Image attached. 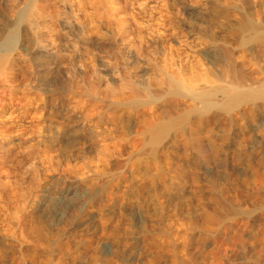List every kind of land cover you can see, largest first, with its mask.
<instances>
[{"label": "rangeland", "instance_id": "obj_1", "mask_svg": "<svg viewBox=\"0 0 264 264\" xmlns=\"http://www.w3.org/2000/svg\"><path fill=\"white\" fill-rule=\"evenodd\" d=\"M20 1L3 0L2 3V0H0V28L2 27V29H0V37L3 33V26L8 23L11 24L13 22L12 18L15 17L14 13H17L20 10V7L24 6L25 5L24 3L27 2L26 0H20ZM187 1H191V2H187ZM197 1L173 0L169 3L170 12L175 13L172 14L175 21L174 24L179 26L180 24L183 23L181 27L182 28L181 30L184 32L183 34H186L188 32L187 31L188 25L196 23L195 21H197L196 19L197 16H193V14L189 12V7L193 5L192 2H194V5L196 6L197 5L196 3L199 2ZM13 4L15 5V7L14 6L12 7ZM3 7H5V9ZM8 7H10L11 9ZM239 7L244 8L241 9L244 10L245 12L243 13L242 10H240V13H242L241 17H246L247 10H245V7L241 5ZM3 10L4 12H2ZM213 10H217V8L214 6ZM9 11L10 12L12 11L13 15ZM82 13L83 12H77V19L75 17L74 22L77 23L78 21L77 27H79L80 25L82 31L85 32V35L92 34L93 31L91 30L89 20L85 16L87 15V13L85 12L84 13L85 15ZM258 13H260V11H258ZM3 15L5 16L3 17ZM175 15L176 16L178 15V17H176ZM194 17L196 20L194 19ZM131 18H134L132 13L131 15L128 14L123 17V20H125L124 25L118 27L117 25L115 26V24H113L114 26L113 25L111 26L112 28L114 27L113 30L111 28L112 34H100L99 38H94V36L91 35L92 37L91 36L90 37L93 38L92 41L96 45H94L95 47H91V48L88 47L82 48L79 52L82 55V59L77 58L70 61L71 58L69 55H66L64 52L59 53L61 60L59 64L60 67L58 69H55V71L52 72L53 74L49 78L47 77L38 78L36 76L37 70L35 66L36 64L35 55H34L35 52L31 49H26V48L20 49L19 54L17 53L18 54L17 57H19L17 62L18 66H16L13 80L15 81L16 85H18L20 89L23 90V92L22 91L4 92L3 88L5 87V83L0 81V110L6 107L4 113L5 117L0 118V131L2 132L0 139L2 137L6 138L5 139L6 142H4L5 143L4 146L6 149L2 150L5 152V155L3 156V159L0 160V264H264V260H263L264 245H262L264 243V237H262V235L264 234L263 232L264 203H262V201L264 202L263 200L264 195H262V193L264 194V190H262V188L264 186H260L262 185L261 181L264 184L263 181L264 176L263 177L260 176L262 175L261 171H263L264 174V169H263L264 167L262 166L264 165L262 164L264 161L262 160L260 161L261 158L262 159L264 158L263 157L264 144H262L263 142L261 143V138L259 136L261 132L260 133L258 132L257 134V131L263 132V129L261 127L262 125L257 117H248L247 121L243 120L247 124V126L241 119H238L237 115H235L236 118H233L234 116H232V118L230 117L232 120L228 121V119L230 118L224 117V115L219 114L217 115V117L211 119L212 121L206 122V124L205 123L199 124V122H197L198 120H195L194 118H190L188 120L190 121V123L188 121L186 122L189 124L180 125L179 127L180 132L178 131V129H176L177 133H180V135L176 133V130L174 131V129L173 130L170 129L171 132L173 131L174 133V134L172 133L171 135V138L173 140L175 139V137L176 138L179 137L177 138V141L175 139L176 143L175 141L170 139V134H171L170 130H168L170 133L167 131L166 136L165 135L163 136L164 141L162 139V147H166L164 148V151L166 150L165 152L168 154L167 155L166 153H164L161 147H159L158 150L161 149L160 151L162 153H160V151L157 150L159 154L155 152L156 149L151 150V148L148 149L147 147H144L145 144L147 143L146 141L147 139L146 137H144V135H141L143 134L142 133L143 131L139 132V128L141 127L140 128L141 130L142 127L144 126L143 124H145L146 122L144 119L152 116H146L145 118L142 117L143 123L141 122V118L130 117V121L128 120L129 118L126 117H122L123 119L118 118L119 119L118 120L117 116L120 117V115H116V118H112L110 113L111 111L109 110L105 111V109H107L106 106L109 103H111L110 100L107 103V105L105 104L104 106L105 109L102 111L103 113L98 115V117L101 120H99L96 114L95 117H93L94 116L93 114L91 118L94 119L88 118V121L86 122L83 118L84 116H86V114L82 110L73 113L75 111L73 102L68 98L67 99L63 98V96L69 94L68 89L71 86H73L75 83H76L75 85L78 84L77 85L79 88V90H77L78 92H80L81 90L84 91V88L85 90H88L87 88L89 86L91 88V85L94 84L95 89L98 91V93L107 92V94L106 93L105 94L108 95V92L114 91L117 97H119V95L121 96L122 93H128L130 89L129 84L130 82H132L130 78L134 77L135 79L133 80L136 81L139 75H135L134 70L125 71L123 69H120L119 67L115 68L114 64L117 63L116 60L118 59L116 55L117 54L116 48L118 47L117 43H119L120 39L126 40L123 44L126 46L128 51L131 52L132 55L133 53H135L136 47L139 44L138 42L139 39L137 38V34L135 32L132 33L130 32L132 30H130L128 31V34H125L122 33L121 31L122 27L125 28L130 27L132 29H135V31H137V29L131 24L132 23ZM144 19H145L144 20L145 23H147L148 21L149 24L154 25V26L144 25L143 29L145 31L151 30L156 26V22L150 21L148 18H144ZM210 19L213 22H209ZM210 19H208L209 21L206 20L208 25H204V27L208 28L210 26L208 28V31L211 30L210 31L211 36L213 35L217 38L224 37L223 39H225L227 45L230 44V47L232 48H234V46L237 47L238 45L236 42L237 39H235L236 36L232 33V31L230 30L223 32L220 29L221 25H219L218 21L221 22L222 19L217 18L215 16L214 17L212 16V18ZM184 21L186 22V24ZM215 21L218 22L217 23L218 25L215 24L216 23ZM254 21L256 23L264 24V13H260L259 16L254 17ZM210 23L212 26L215 24L214 25L215 27L209 25ZM232 23L233 25L236 24L235 22L231 21L230 24L232 25ZM215 28L216 30H214ZM215 31L218 34L217 36L214 34ZM127 35L129 39H127L126 37ZM230 36H232V38ZM172 45L173 47L175 46V44ZM146 48H148L149 51L148 55L153 54L154 56L152 57V59H155V63H152L151 66L147 67L148 69L146 71L147 73L146 77L148 76L155 77L156 81H153V83H159L161 80H163V77H162V72H160L157 69V67L160 69L163 68V65L167 64V63H163V61L167 62V58L162 56V54H156L153 51H150L152 50L150 45H147ZM127 49L125 51H127ZM51 53H54V50L48 49V54ZM253 57L255 58V56ZM99 58L101 59L98 61ZM252 58H250L249 56V59ZM87 59L88 60L93 59L95 61L94 62L93 60L88 61ZM83 60L84 61L87 60L88 61V62L86 61L87 65L89 66V68H91L90 69L91 79H92L91 74H93V79L91 80V83L83 81L84 78L81 72V68H82L81 62H83ZM51 62H54L53 58H51ZM70 62L71 63L77 62V63L74 64L75 67H72L74 65L73 64L71 65ZM91 65H93V67H91ZM78 73H80L79 74L80 76H78ZM68 74H69L68 78L71 81L67 79ZM95 77L97 79L99 78V80H95L96 79ZM93 80H95V82ZM98 81L100 83H98ZM187 83L190 84V81H187ZM94 85L92 87H94ZM99 88H102V90ZM99 90H101L102 92H99ZM27 91L33 94L36 93L40 96V101L36 105V107H34L33 104H29L28 102L29 95L27 94L28 93ZM164 105L162 104V112L163 110L164 111L168 110V112L170 111L172 112L173 109H175L174 106L172 105H171L172 108L169 107V104H167L168 107ZM107 112L108 115L106 114ZM100 115L106 117L103 119V117H101ZM162 117H163V119H161L162 121L160 119L158 121L164 124L167 122V120L164 117V115H162ZM221 117L224 120H222ZM107 118L109 119L107 120ZM111 118L115 119V121L117 122L111 121L112 120ZM149 119L150 121H152L151 118ZM104 120L106 123L107 121H109L108 122L109 124L108 123L106 124ZM234 120H237V122H234ZM95 121H97V125H100L101 123L100 127L98 126L96 129L94 127ZM136 121L138 123H135ZM213 122L215 124H213ZM223 122H227L228 124L232 125V127L234 125L237 127L234 126L233 129L230 126L229 128L228 124ZM240 122H242V124L244 123V126L241 124L243 128L240 126L239 124ZM133 124L134 125L136 124L135 128L133 127L134 126ZM139 124L140 127L138 126ZM190 124L193 125L195 124V125L193 126ZM254 124H256V127L252 128L251 125L255 126ZM126 125L132 128L134 131L132 129L129 130ZM182 125L185 126L187 125V129H186L187 131L184 129L186 127L184 126L182 127ZM81 126L84 127L81 128ZM124 126L127 127L126 130ZM221 126H223V132H220V130L222 131ZM188 127H189V131H188ZM239 127L241 131H239ZM80 129L83 130L81 131ZM193 129H195L194 132H192ZM200 129L201 132L203 133L200 132ZM97 130L103 132L104 134L102 135L101 133V135L99 136L98 134H96V132L100 134V132H98ZM190 131H191L190 133L191 136L195 137L193 138V140L190 139L191 141L189 140L190 137L188 138ZM195 131L197 132L195 133ZM218 131L220 134L218 133ZM224 131L228 132V133L225 132L226 136L227 134L230 136L229 133H231V137L225 136L226 138H224V134H225ZM87 132H89L90 134ZM124 132L126 133V135ZM136 132L138 133L139 136L135 135ZM183 133L185 135H183ZM197 133H199L200 135H198ZM211 133H213L214 136ZM238 133L239 136L237 137ZM241 133L245 137H242ZM249 133L251 134L254 133L253 135L255 137L252 135V138L250 139L251 134ZM181 134L183 136H181ZM167 135H169L168 136L169 140L167 138L168 142L167 140H165L166 139L165 137H167ZM233 135H235L236 138ZM141 137L144 138L140 139ZM184 138L186 139L182 142L181 140H183ZM248 138L250 139V141H252L251 144H249L250 141L248 142L249 140ZM224 139H226L227 142ZM126 140H129L130 143L129 141ZM171 140L174 143H171ZM178 140L181 142L179 143ZM188 140L190 142H187ZM198 140L199 141L203 140V141L202 142L200 141L201 143H199ZM100 141L102 142L100 143ZM131 141H133L132 142L133 146L131 145ZM196 141L198 143H195ZM184 142L191 143L190 147L188 146L189 144L187 145V143ZM246 142H248V144ZM9 143H11V145ZM204 143L207 144L204 145ZM222 143L223 144L228 143V147L230 149L226 146L227 144L223 145L224 148H222L223 147ZM94 144L96 145L94 146ZM210 144L211 146H209ZM230 144L231 147L229 146ZM245 144H247L248 146ZM258 144L259 146L261 145L263 146L259 147ZM242 145H243L242 148L244 149L248 147L247 150L245 149L246 151H244L241 148ZM249 145H252L254 147ZM101 146H106V147L104 148ZM134 146L135 148H133ZM202 146L206 151L203 148H201ZM205 146L207 148H205ZM219 146L221 147L222 150L220 149ZM143 147L145 148V150L143 149ZM216 147L217 150L219 149V152L216 150ZM255 147L256 149H254ZM188 149H190V151ZM232 149H236L237 153L235 152L236 150H233L232 153ZM241 149L243 150V152L241 151ZM251 149L254 151L256 155L252 154L253 152ZM185 150L188 151L186 152ZM202 150H204L203 153L205 154L200 153V151L202 152ZM146 151H148L150 154L151 152L152 154L156 153L157 157L156 154H153L154 156H152L151 158V155H149V153L145 154ZM195 151H198V153H200V156ZM209 151L212 154L215 151L213 155L216 158L218 155V159L212 157L213 155L212 154L210 155ZM216 151L218 153L217 155H216ZM221 151L222 152L226 151L224 153L225 154L227 153V155L225 154L222 155L223 153ZM206 153L207 156L209 155L210 158L206 156ZM158 155H162L161 159H159V161L157 160V162H160V164L162 165L160 167H159L160 165L159 163L158 165L157 163L153 162L155 161L154 159L160 158V156ZM198 156L200 157V159L201 158L202 159L199 160ZM259 156H261V158ZM165 158H167L168 160L165 163L168 164L169 162L170 164L169 167L165 163L163 164V160L165 161ZM206 158L209 159L208 160L209 162L208 161L203 162L205 161L203 159ZM223 159L229 162L224 163ZM240 159H242L243 161L241 160L242 162L240 161V163H238ZM249 159L250 160L254 159V161H250ZM141 160L146 163L140 162ZM146 160L149 162V167H151L150 168L151 172H149L148 170L147 174L145 173V171H147L146 168L148 167V163ZM171 160L174 164L170 162ZM198 162L201 163L199 164ZM221 162L223 164H221ZM232 162H234L236 165L238 164L236 166L237 168H239L238 170L235 169L236 167L235 165L233 166ZM258 162H262L260 163V166L257 165L259 164ZM139 163H143V165L140 164L141 165L140 166ZM192 163L193 165H191ZM255 163L256 165H254ZM150 164H154V167L156 166L157 169L154 168L153 170L156 171L157 175L163 169H165L163 170V172H161L162 174L161 173L159 174L160 176L156 175L158 177L157 180L155 179L156 177H153V180H151L150 178L155 175V173H153L154 171L152 170L153 165ZM195 164H198L196 165L197 167L195 166ZM214 164L216 167H214ZM246 166L250 168H252L251 166H254V171H252L253 169L251 170ZM257 166L259 168H257ZM170 167L172 168L170 169ZM159 168L161 169V171H159L160 170ZM183 168L185 169L183 170ZM168 169L170 171H168ZM196 169L198 170V172L196 171ZM217 169H219L218 170L219 173L215 172ZM188 170L190 171L188 172ZM191 170L193 171V174L194 171H196L195 176H192L193 174L192 175L190 174L192 173ZM164 171L166 173L168 172V174L169 173L172 174L173 177H171L170 174L163 175V173H165ZM177 171L180 174L183 171L181 174L182 176L179 173H175ZM204 171L205 173H203ZM231 171L233 174L231 173ZM258 171H260L261 173ZM200 172L203 173V175ZM253 172L256 173L258 172L259 175L256 173L254 174ZM196 173L198 174L199 178L198 177L195 178L197 176ZM148 174H150L151 176H149ZM175 174L176 175L178 174V176H176ZM231 174L233 177L231 176ZM252 175L254 177L256 176V178L257 179L259 178L260 180L262 177V180L260 181L258 179L259 181L257 182L259 183L257 184L255 181L257 179L254 180V177ZM251 176L253 178H251ZM206 177L207 180H209V182L205 180ZM154 179L156 181H154ZM180 179L181 182L179 181L180 182L179 185L178 180ZM190 179L192 180L191 182ZM194 179L195 180L198 179V180L195 181ZM229 179L231 180L229 181ZM251 179L253 180L250 181ZM193 180L196 182L195 184ZM151 181L155 182L154 183L155 186L154 184H150ZM182 182H184L183 185ZM231 182L232 183L234 182L233 185L238 186V188L237 187L234 188ZM254 182L256 183L257 186H255V184H252ZM245 183L248 186H246ZM228 184L229 185L231 184L230 187L232 186L233 188H230ZM242 185H244L245 187L242 188L241 187ZM239 186L241 189H243L244 193L242 192V190H239ZM259 186L262 188H260ZM215 187L216 188L218 187V189H216ZM257 187L260 189H258ZM219 188L221 191L219 190ZM174 189H176V192ZM213 189H215V191H213ZM256 189L262 191L261 192L259 191L258 193L257 190L256 193ZM178 191L180 194L178 193ZM219 191L222 192L223 195ZM231 191L233 192L231 193ZM42 193L45 196H43ZM181 193L184 194L182 195ZM217 194H221V195H219L218 198H216V200L218 199V201L215 203L214 198L216 197ZM224 194H227V196H224ZM234 194L236 195V197L234 196ZM241 194L242 197H240ZM243 194H245L246 197ZM212 195H215V197ZM221 196L224 197L221 198ZM230 196L231 197L234 196L235 198H230L229 201L228 197ZM243 196L244 198H248V199H244ZM253 196L255 198L258 197L261 201L258 198H256L258 201H260L258 202ZM259 196H261L262 199ZM237 197H238V202L237 200H235ZM57 198H59V200H57ZM253 198L256 201L255 202L256 205L254 203ZM249 199H252L253 201ZM227 201L232 203V204L230 203L232 206V207L230 206L231 210L230 208H228L229 204H227L228 203ZM241 201L242 204L240 205L239 203ZM48 202H50V204ZM53 202L55 204H53ZM57 202L61 203L62 205L58 204ZM250 202H253L252 205H250L251 204ZM44 203L46 205H44ZM223 203H226L224 204L226 210L224 209ZM235 203L238 204V206H236ZM216 204L217 206H215ZM218 204H220V206ZM246 204L248 205L245 206ZM48 205L51 207H48ZM54 207H56V209ZM58 207L63 211L61 210L58 211ZM219 207L223 210L219 211L218 209ZM238 207L243 208V209H238V211L244 210L243 212L240 211L243 214V217L242 215L240 216V214L234 217L235 215H233L232 210L233 212H235L234 214H237L239 213L238 211H236V208ZM203 208L207 209L208 212L207 211L204 212ZM44 210H46L47 212L46 211L44 212ZM249 210L251 211L252 214H253L252 211H254L255 216L254 214L251 216ZM54 211L55 213L57 211L58 215L57 213L55 215ZM228 211L229 212L231 211V213H229ZM259 211L261 213L256 214ZM48 212H53L54 216L52 215V213L48 214ZM62 212L63 213L66 212V213L62 215L63 214ZM136 212H139V214L137 215ZM199 212L202 214H199ZM217 212L219 214H216ZM46 213L48 215H46ZM134 213L136 216H134ZM196 213H198L200 216ZM204 213H206V215ZM210 213H212V215L216 214L218 217L217 218L215 215L216 219H220L222 217V221L221 223L219 222L220 223L219 226H215L219 224L218 223L219 220L217 221L215 217L210 215ZM248 213L249 215H247ZM218 215H220L221 217ZM229 215L231 216L233 215L231 219L228 218ZM202 216L204 217L207 216V218L209 217V219L204 217L203 219ZM211 217H213L215 220L212 218L211 221L210 219ZM225 217L228 218V220ZM208 220L210 221L208 222ZM230 220L232 223L230 222ZM194 221L196 222L194 223ZM213 221L214 223H212V225H209V223ZM225 221L226 223L229 224L227 227H225L227 224L225 225L222 224L225 223ZM241 221L243 222L241 223ZM244 221L248 222L246 223L247 226ZM197 222H199L200 224H197ZM205 222H208L206 224L209 226H206ZM238 223L239 224L241 223L242 227L238 226L239 225ZM35 225H38L39 228V234L37 233L38 235L36 234L38 228L36 231L35 228H33L35 227ZM230 225L233 226L232 229L230 228L231 227ZM30 228L32 230H30ZM233 228L235 229L233 230ZM229 229H231V231ZM259 231H261L263 234L261 232L259 233ZM255 233L263 239L257 237ZM231 235H232V239L233 236L234 238L235 237L236 238L233 240L230 239ZM238 236H240L242 239L239 238ZM253 238L257 242H254ZM236 239L237 241L238 239H240V241L238 242H240L241 244L235 242ZM252 243H254L255 245ZM257 243L260 244L257 245ZM242 244H245V246L246 244L247 245L252 244L254 247L250 245L248 248L247 246L245 247ZM238 245H240V247ZM235 246H237L236 248H238L239 250L241 248V250L238 251V249H236ZM242 248L245 251L244 253H242L243 251ZM258 253L260 254L262 253L260 257H258L259 256ZM241 254L242 255L247 254V255L242 257Z\"/></svg>", "mask_w": 264, "mask_h": 264}, {"label": "bare ground", "instance_id": "obj_2", "mask_svg": "<svg viewBox=\"0 0 264 264\" xmlns=\"http://www.w3.org/2000/svg\"><path fill=\"white\" fill-rule=\"evenodd\" d=\"M26 1H25L26 3L22 2L25 5L21 6L20 10L17 13H14L15 17L12 18L13 22L11 24L8 23V24H5L3 26V33H2V35L0 37V81L5 83V87L3 88L4 92H18V91H22L23 92V90H21L20 87L18 85H16L15 81L13 80L14 72L16 70V66H18L17 62H18L19 57H17V56H18V54L20 52V49H23V48L25 49L26 48V49L33 50L35 52V54H34L35 55V62H36L35 66H36V70H37V72H36L37 75L36 76L38 78L39 77H42V78L43 77H45V78L47 77V78H49L53 74L52 72L55 71V69H58L60 67L59 64H60L61 60H60L59 53H63L64 52L66 55H69L70 58H71L70 61H72L74 59H77V58H81L82 59V55L79 53L80 50L82 48H84V47L91 48V47H95L94 45H96V44L93 43V41H92L93 38H91L92 37L91 35H93L94 38H99L100 34H112L111 33L112 32L111 31V28H112L111 26L113 24H115V26L117 25L118 27H120L121 25H124L125 24V20H123V17L128 15V14L131 15V13H132L134 18H131V22H132L131 24L137 29V31H135V29H132L130 27H128V28L122 27L121 31H122V33H125V34H128V31H130V30H132V31H130L132 33L135 32L137 34V38L139 39V41H138L139 44L136 47L135 53H133V55H132L131 52H129L128 49L126 48V46L123 44L126 41L125 39H120L119 43H117L118 42L117 41L116 43L118 44V47L116 48L117 49V54L116 55H117L118 59L116 60L114 58L117 61V63H115L114 65H115V68L119 67L120 69H123L125 71L134 70L135 75H139L137 77V80L134 81L133 80V79H135L134 77L130 78L133 83L130 82V84H129L130 85L129 86L130 89H129L128 93H122L121 92L122 93V94L120 93L121 96L118 94L119 97H117V95H116V93L114 91L108 92V95H106L107 92H102L101 91L102 88H99V89H101V90H99V92H102V93H98V91L95 89V85L94 84H92V85L90 84L91 88H90V86L88 87L86 85L88 87V88L86 87L88 90H85V88H84V91L81 90L80 92H78L77 91V90H79V88L77 86L78 84L75 85L76 83H75V80H74V83H75L74 85L75 86L73 85L69 89L67 88L69 94H67L68 96L67 95L63 96V98H65V99L68 98L69 100H71L73 102V105H74V108H75L74 109L75 111L73 113H75L76 111L79 112V110L80 111L82 110L86 114V116H84V115H82V116H84L83 118L87 122L88 118L90 119L93 116V114H94L93 117H95V114H96L97 117H98L99 114H102L103 113L102 111L105 109L104 108L105 104L107 105V103L111 100L110 101L111 103H109L106 106L107 109H105V111L106 110L111 111L110 113H111V117L112 118H116V115H120V117L117 116V119L118 118L120 119L122 117H126V118H129L128 120L130 121V117H133V118H141V122H142V119L145 118L146 116H152V117H147L148 120H147V118L144 119L146 122L143 120L145 122V124H143L144 126L142 127L141 130H140V128H141L140 124H142L143 122L138 125L140 127V128L139 127L138 128H139V132L143 131L142 132L143 134H141V135H144V137H146V139H147L146 140L147 143L146 144L144 143L145 144L144 147H147L148 149L151 148V150L152 149H156L155 152H157L159 147H161L163 149V151H164V148H166V147H162V139H163L164 135L166 136V133H167L168 130H170V129L173 130L174 129V131H175L176 129H178V131H179V129H180L179 127H180L181 124H189L190 123V121H188L190 118H194L195 120H198L197 122H199V124L200 123H205L206 124V122L212 121L211 119H213L214 117H217V115H219V114H222V115H224V117H228V118H230V117L232 118V116H234L233 118H236L235 115H237L238 119H241L242 121L243 120L247 121L248 117H257L259 119L261 125H262L261 127L263 129V132L262 131H257V130H255V131H257V134H258V132L259 133L261 132L259 134V136L261 138V143L263 142L262 144H264V24L256 23L254 21V17L259 16L260 13H264V0H236V1H234V0H198L199 2L196 0L198 2V3H196L197 5L196 6L194 5L195 1L192 2L195 7L193 5H191L192 4L191 3L190 4L191 6L189 7V12H191V14H193V16H197V18H196L197 21H195L196 19L194 17V19H195L194 21L196 23L188 25V29H187L188 32L186 34H183L184 32L181 30L182 29L181 27H182V24H183L182 22H181L182 24H180L181 26L179 25L180 27L177 26L176 24H174L175 21H174L173 15H172L174 12H170V10H169V3L171 1H173V0H26ZM174 1H177V0H174ZM187 2H191V1H187ZM2 3H3V0H2ZM14 4L12 5V7L13 6L15 7ZM6 5H8V4H6ZM240 5L245 7V10H247L246 11V17H241L242 13H240V10H242L244 8L239 7ZM214 6L217 8V10H213ZM3 8L5 9V7H3ZM8 8H10V7H8ZM174 8H176V7H174ZM128 11H129V13H128ZM258 11H260V13H258ZM2 12H4V10ZM77 12H83L82 14H84L85 12L87 13V15H85V14L84 15L89 20V24H90L91 30L93 31L92 34H86V35H88V36H86L85 32L82 31L81 26L79 25V27H77L78 26L77 25L78 21H77V23L74 22V18L76 17V19H77ZM242 12L245 13L244 10H242ZM10 13H12V11ZM179 13H182V12H179ZM12 15H13V13H12ZM78 15H79V13H78ZM4 16L5 15H3V17ZM212 16L213 17L215 16L217 18H221L222 19L221 22L218 21V20L217 21L219 22V25H221L220 29L223 32L230 31V30L232 31V33L236 36L235 39H237V41L235 40L237 42V44H238L237 47L234 46V48H232V47H230V44H228L229 45L228 46L226 41H225V39H223L224 37H222V36H221L222 38H217V37H215L213 35L211 36V34H210L211 30L208 31V28L210 26L209 27L207 26L208 28H206V27H204V25H208L206 20L212 18ZM176 17H178V15ZM144 18H148L150 21L156 22V26L153 29H151V30L145 31L143 29L144 25H150V26H154V25L149 24L148 21H147V23H145L144 22V20H145ZM188 20H189V18H188ZM181 21H182V19H181ZM217 21H215L216 23L215 22L214 23L217 24L218 23ZM231 21L236 23L235 25H233V23H232L233 27L230 24ZM4 22H6V21H4ZM209 22H213V21L210 19ZM185 24H186V22H185ZM209 25H211V23ZM214 25L213 26L211 25V26L215 27ZM230 25H231V27H230ZM76 27H77V29H76ZM113 28H112V30H113ZM218 28H217V31H218ZM0 29H2V27ZM214 30H216V28ZM212 31H213V29H212ZM214 34L216 36L218 35L216 33V31H215ZM129 35H131V34H129ZM122 36H123V34H122ZM126 37H127V39H129L128 35ZM230 37L232 38V36H230ZM172 44H175V46L173 47ZM147 45H150V47L152 49L150 51H153L156 54H162V56L167 58V62L163 61V63H167L166 65L165 64L163 65V68L160 69V68L157 67V69L160 72H162V77H163V80H161L159 83H153V81H156L155 77H152V76L146 77V75H147L146 71L148 69L147 67L151 66L152 63H155V59H152V57L154 55L153 54L148 55L149 51H148V48H146ZM48 49L54 50V53L48 54ZM126 49H127V51H125ZM21 55H22V53H21ZM249 56H250V58L255 56V58L253 57L252 59H249ZM51 58H53L54 62H51ZM100 59L101 58H99L98 61ZM92 60H90V61H92ZM75 61H77V60H75ZM86 61L83 60V62H81L82 63L81 72H82L83 78H84L83 81L91 83V80L93 79V74H91L92 75V79H91V76H90V69L91 68H89V66L87 65L88 61L87 62ZM94 61L95 60H93V62ZM104 62H106V61H104ZM75 63H77V62H75ZM75 63L74 62L73 63L70 62L71 65L72 64L74 65ZM89 63H92V62H89ZM105 65H106V63H105ZM72 67H75V65L72 66ZM91 67H93V65H91ZM111 67H113V66H111ZM69 71H67V72H69ZM56 72H57V70H56ZM76 72H77V69H76ZM79 74L80 73H78V76H80ZM75 76H76V74H75ZM95 76H96V74H95ZM68 77H69V74L67 76V79L70 80ZM95 80H99V78L98 79L96 78ZM95 80H93V81L95 82ZM187 81H190V84H188ZM77 82H78V80H77ZM88 83H86V84H88ZM98 83H100V82L98 81ZM93 85H94V87H92ZM96 88H98V87H96ZM27 92H28L27 94L29 95L28 96L29 104H33V106L36 107V105L40 101V96L38 94H36V93L33 94V93L29 92V91H27ZM102 94H105V95H102ZM162 104L163 105L165 104L166 106H167V104H169V107L172 108V106H174L175 109H173L172 112L170 110H169L170 112H168V110L167 111L163 110V112H162ZM5 110H6V107L2 108L0 110V118H4L5 117V114H4ZM119 112H121V113H119ZM106 114L108 115V112ZM104 115H105V112H104ZM162 115H164V117L167 120V122L164 123L166 121L164 119L165 120L163 122L164 124H162V122L158 121L159 119L160 120L163 119ZM82 116H81V118H82ZM166 116H168V117H166ZM70 117H71V115H70ZM101 117H103V116H101ZM105 117H103V119ZM109 118H107V120ZM149 118H151L152 121H150ZM231 118L228 119V121L232 120ZM91 119H94V118H91ZM221 119L224 120L222 117H221ZM227 119H225V120H227ZM99 120H101V119L99 118ZM124 120H125V118H124ZM111 121H115V119H112ZM156 121H158V122H156ZM187 121L189 123H186ZM104 122H105V120H104ZM108 122L109 121H107V123ZM115 122H117V121H115ZM234 122H237V120H234ZM121 123H118V124H121ZM135 123H138V122L136 121ZM193 123H194V121H193ZM223 123H227V122H223ZM229 123H231V122H229ZM232 123H233V121H232ZM244 123L242 124V122H240L239 124H240V126H241V124L244 126ZM213 124H215V123L213 122ZM218 124H217V126H218ZM250 124H251V122H250ZM256 124H254L255 126L251 125V127L252 128L256 127ZM95 125H97V121H95ZM95 125H94V127L96 129L98 126L100 127L101 123H100V125H97V126H95ZM113 125H115V124H113ZM123 125H121V126H123ZM190 125H193V124H190ZM209 125H210V123H209ZM236 125H237V123H236ZM135 126H136V124L133 127L135 128ZM183 126L186 127V128H184L186 130L187 129V125L186 126L182 125V127ZM223 126H224V124H223ZM223 126H221L222 127V131L220 130V132H223ZM228 126H229V128H230V126L232 127V125H230V124H228ZM243 126H241V127L243 128ZM246 126H247V124H246ZM83 127L81 126V128H83ZM127 127H125V130H126ZM182 127H181V129H182ZM189 127H191V126H189ZM189 127H188V131H189ZM235 127H237V126H235ZM77 128H79V127H77ZM128 129L131 130L132 128L128 127ZM128 129H127V132H128ZM201 129H200V132H201ZM89 130H90V128H89ZM93 130H91V131H93ZM190 130H192V129H190ZM194 130L195 129H193L192 132H194ZM101 131H102V129H101ZM226 131H224V133ZM239 131H241L240 127H239ZM244 131H247V130H244ZM255 131H253V132H255ZM89 132H87V133H89ZM98 132H100V131H98ZM137 132L135 133V135L139 136ZM170 132H171V130H170ZM196 132L197 131H195V133ZM206 132H207V130H206ZM235 132H238V131H235ZM1 133L2 132L0 131V136H1ZM101 133H102V135L104 134L103 132H100V134L96 132V134H98L99 136L101 135ZM130 133H131V131H130ZM172 133H173V131L170 134V139H172L171 138ZM176 133H177V130H176ZM190 133H191V131L189 132V136L188 135L187 136H188V138L190 137L189 140L190 139L193 140V138H195V137L194 136L192 137ZM199 133H197V134L200 135ZM201 133H203V132H201ZM218 133H219V131H218ZM226 133H228V132H226ZM226 133L224 134V138L229 136L228 134L226 136ZM177 134L180 135V133H177ZM177 134H176V136H177ZM211 134L213 135V133H211ZM211 134H209V135H211ZM229 134H230L229 137H231V133H229ZM249 134H251V133H249ZM253 134H251L250 139L252 138ZM125 135H126V133H125ZM183 135H185V134L183 133ZM183 135L181 134V136H183ZM216 135H217V133H216ZM168 136L169 135H167V137H165L166 138L165 140H167ZM233 136H235V135H233ZM238 136H239V133L237 134V137ZM241 136L245 137V136L242 135V133H241ZM96 137H98V136H96ZM144 137H141L140 139H142ZM177 138H179V137H177ZM177 138L175 137L176 141H177ZM186 138H184L181 141L183 142ZM196 138H197V136H196ZM221 138H223V137H221ZM235 138H236V136H235ZM5 139L6 138H4V137H2L0 139V160H2L3 156L5 155V152L2 151L3 149H6L5 146H4V144H5L4 142H6ZM175 139L174 140L172 139V140L175 141ZM250 139L248 140V142L250 141ZM168 140H169V138H168ZM168 140H167V142H168ZM172 140H171V143H174V142H172ZM189 140L187 142L191 141V140L190 141ZM194 140H196V139H194ZM224 140H226V139H224ZM126 141H129V140H126ZM163 141H164V139H163ZM176 141H175V143H176ZM181 141L178 140L179 143ZM200 141L198 140L199 143H201L203 140L201 142ZM210 141H209V143H210ZM1 142H3V143H1ZM101 142L102 141H100V143ZM132 142L133 141H131V145L133 146ZM187 142H184V143H187ZM198 142L196 141L195 143H198ZM226 142H227V140H226ZM248 142H246V143L248 144ZM251 142L252 141H250L249 144H251ZM129 143H130V141H129ZM207 143H204V145L207 144ZM229 143H231V142H229ZM9 144L11 145V143H9ZM239 144H241V143H239ZM247 144H245V145H247ZM259 144H258V146H259ZM95 145L96 144H94V146ZM187 145L190 147L191 143H187ZM195 145H194V147H195ZM199 145H202V144H199ZM223 145H226L228 147V143H225V144L222 143V146ZM252 145H249V146H252ZM255 145H256V143H255ZM172 146H173V144H172ZM206 146H208V145H206ZM206 146H205V148H207ZM209 146H211V144ZM229 146L231 147V144ZM237 146H236V149H237ZM261 146H263V145H261ZM261 146H259V147H261ZM101 147L105 148L106 146H101ZM138 147H139V144H138ZM144 147H143V149L145 150ZM227 147H225V148H227ZM242 147H243V145L241 146V148ZM244 147H246V146H244ZM252 147H254V146H252ZM133 148H135V146ZM201 148L204 149L203 146ZM222 148H224V146ZM247 148L248 147H246L245 149L247 150ZM190 149H188V150L190 151ZM220 149H221V147H220ZM236 149H232V153H233V150H236ZM242 149L244 151H246L244 148H242ZM242 149H241V151L243 152ZM254 149H256V147ZM160 150L161 149H159L158 151H160ZM188 150H185V151L187 152ZM197 150H198V148H197ZM204 150H202V152L200 151V153L205 154V153H203ZM216 150H217V147H216ZM165 151H164V153H166ZM211 151H212V149H211ZM217 151L219 152V149ZM217 151H216V155L218 154ZM239 151H240V149H239ZM195 152L198 153V151H195ZM214 152H213V154H214ZM224 152H226V151H224ZM224 152H222L223 153L222 155L225 154ZM235 152L237 153V150ZM252 152H253L252 154L256 155L253 150H252ZM146 153H149V152L146 151L145 154ZM157 153L159 154V152H157ZM160 153H162V152L160 151ZM200 153H198L199 156H200ZM207 153H206V156H207ZM209 153H210V151H209ZM153 154H156V153H153ZM153 154H152V152H151V154L149 153V155H151V158H152V156H154ZM211 154L212 153H210V155ZM225 155H227V153ZM158 156H160V158L154 159L155 161H153V162H155L157 164L158 163L160 164V162H157V160L159 161V159H161L162 155H158ZM261 156H259V157L261 158ZM156 157H157V154H156ZM165 157H168V156H165ZM207 157L210 158L209 155ZM212 157H214V155ZM212 157H211V159H212ZM239 157H240V155H239ZM245 157H246V155H245ZM249 157H250V155H249ZM169 158H170V156H169ZM214 158L218 159V155H217V158L216 157H214ZM201 159L199 157V160H201ZM206 159H203L205 161H203V160L202 161L203 162H207L209 160V159H207V160ZM142 160L140 162H144ZM241 160L242 159H240L238 163H240ZM261 160L264 161V158L263 159L261 158L260 161ZM166 161H168L167 158H165V161L163 160V164ZM250 161H254V159L250 160ZM161 162H162V160H161ZM170 162H172V160ZM225 162H227V161L224 160V163ZM144 163H146V162H144ZM147 163H148V167H149V162L147 161ZM232 163H233V166L235 165V167L238 165V164L236 165L234 162H232ZM258 163L259 164H257V165L260 166V163H262V162H258ZM140 164L143 165V163H139V165ZM154 164H150V165H153L152 166L153 167L152 170L154 168H156V166L154 167ZM221 164H223V163L221 162ZM262 164H264V162ZM166 165H168V167H169L170 166L169 162ZM191 165H193V163ZM196 165H198V164H195V166ZM254 165H256V163ZM160 166H162V165L160 164L159 167ZM262 166L264 167V165H262ZM148 167L146 168L147 171H145L146 174H147L148 170H149V172H151L150 171L151 167H149V168ZM172 167H170V169ZM214 167H216L215 164H214ZM246 167H248V166H246ZM251 167L252 168H250V167H248V168L251 169V170L253 169L252 171H254V166H251ZM208 168H211V167H208ZM257 168H259V167L257 166ZM177 169H180V168H177ZM184 169L185 168H183V170ZM197 169H196V171L198 172ZM235 169L238 170L239 168L236 167ZM246 169H244V170H246ZM163 170H165V169H163ZM163 170L161 171V169H160L159 171L163 172ZM208 170H210V169H208ZM218 170L219 169H217L215 172L219 173ZM226 170H227V168H226ZM168 171H170V170L168 169ZM189 171L190 170H188V172ZM196 171H194V174H193V171L191 170L192 173H190V174L191 175L193 174L192 176H195V172ZM205 171H206V169H205ZM205 171L203 173H205ZM157 172H158V170H157ZM182 172H181V174H182ZM211 172H214V171H211ZM258 172H260V171H258ZM258 172L257 173L253 172V173L254 174L255 173L258 174ZM261 172L260 173L262 175H260V176L263 177L264 176L263 171H261ZM153 173H155V175L150 177L151 180H153V177H156L155 179L157 180V178H158L157 176L160 173L158 175H157L156 171H154ZM153 173H151V174H153ZM175 173H179V172L177 171ZM200 173H199V175H200ZM203 173H201V174L203 175ZM231 173H232V171H231ZM164 174L169 175L170 173L168 174V172L167 173L165 172V173H163V175ZM232 174H231V176H232ZM251 174H252V172H251ZM148 175L151 176L150 174H148ZM166 175H165V177H166ZM170 175H171V177H173L172 174H170ZM176 176H178V174ZM228 176H229V174H228ZM252 176H251V178L254 177V176L253 177ZM162 177H161V179H162ZM183 177H184V175H183ZM188 177H189V175H188ZM197 177L199 178L198 174H197V176L195 178H197ZM207 177H206L205 180L209 182V180H207ZM262 177H261V180H262ZM155 179H154V181H156ZM159 179H160V177H159ZM191 179H190V182L192 181ZM255 179H257L256 176L254 177V180ZM258 179L255 180L257 184L259 183L257 181L260 180V179L259 180ZM175 180H177V179H175ZM196 180H198V179H196ZM230 180L231 179H229V181ZM252 180L253 179H251L250 181H252ZM179 181L181 182V179L178 180V182ZM195 181H194V184L196 183ZM180 182H179V185H180ZM234 182H235V180H234ZM154 183L155 182L151 181L150 184H154ZM183 183L184 182H182V185H183ZM233 183H232V185H233ZM256 183L254 182L252 184H255V186H257ZM186 184H188V183H186ZM191 184H193V183H191ZM261 184L262 185H260V186H264L262 181H261ZM230 185H229V187H230ZM154 186H155V184H154ZM246 186H248V185L246 184ZM235 187L238 188V186H234V188ZM241 187L243 188L245 186L242 185ZM174 188H176V187H174ZM180 188H181V186H180ZM182 188H183V186H182ZM230 188H233V187L231 186ZM260 188H262V187H260ZM260 188H258V189H260ZM210 189H212V188H210ZM216 189H218V187ZM258 189H256V193H257ZM174 190L176 192V189H174ZM177 190H179V189H177ZM219 190H220V188H219ZM239 190H242V192H243V189H241L240 186H239ZM262 190H264V187L262 188ZM213 191H215V189H213ZM233 191H231V193ZM245 191H246V189H245ZM259 191L260 190H258V193H259ZM248 192H249V190H248ZM178 193H179V191H178ZM220 193L222 194V192H220ZM231 193H230V195H231ZM252 193H254V192H252ZM221 194H217L216 197H215V195H212V196L215 197L214 198L215 199V203L218 201V199L216 200V198H218V196L221 195ZM227 194H224V196H227ZM243 195L245 196V194H243ZM262 195H264V194L262 193ZM43 196H45V195L43 194ZM224 196H221V198L224 197ZM234 196L236 197L235 194H234ZM234 196L228 197L229 201H230V198H235ZM244 196H243V198H244ZM257 196H258V194H257ZM240 197H242V194H241ZM247 197H248V195H247ZM259 197L261 198V196H259ZM254 198H253V200H254ZM256 198H258V197H256ZM55 199H56V197H55ZM244 199H248V198H244ZM57 200H59V198H57ZM224 200H221V201H224ZM235 200H237V202H238V197ZM249 200L253 201L252 199H249ZM263 200H264V198H263ZM260 201H258V202H260ZM61 202H62V200H61ZM244 202H245V200H244ZM255 202L256 201L254 200V203ZM45 203H44V205H46ZM48 203L50 204V202H48ZM230 203L231 202L227 203V204H229L228 208H230V206L232 204V203L231 204ZM250 203H251L250 205H252L253 202H250ZM262 203H264V202L262 201ZM53 204H55V203L53 202ZM58 204H61V203H58ZM224 204H226V203H223V205ZM239 204L241 205L242 201ZM248 204H246L245 206H247ZM218 205L220 206V204H218ZM255 205H256V203H255ZM215 206H217V204ZM236 206H238V204H236ZM38 207H39V204H38ZM48 207H51V206L48 205ZM63 207H64V205H63ZM221 207H223V206H221ZM235 207H234V209H235ZM241 207L236 208V211H238V209H243ZM54 208L56 209V207H54ZM226 208H227V205H226ZM218 209H219V211L223 210L220 207ZM224 209H225V205H224ZM52 210H54V209H52ZM59 210L63 211L62 209H59V207H58V211ZM230 210H231V208H230ZM45 211L46 210H44V212ZM61 211H60V213H61ZM203 211L205 212V211H207V209H204ZM240 211H242V210H240ZM240 211H238L239 213L236 212L237 214H234L235 212H233V210H232L233 215H235L234 217H236V215L238 216V214H240V216L242 215V217H243V214ZM44 212H43V214H44ZM200 212H199V214H202ZM247 212H248V210H247ZM252 212H253V214L255 216L254 211H252ZM49 213L50 214L52 213V215H53V212H48V214ZM56 213H57V211H56ZM56 213L54 211L55 215H56ZM64 213H66V212H64ZM64 213L62 215H64ZM229 213H231V211ZM245 213H246V211H245ZM259 213H261V212L259 211L256 214H259ZM48 214L46 213V215H48ZM136 214L138 215L139 212H136ZM196 214H198V213H196ZM204 214L206 215V213H204ZM213 214H214V212H213ZM216 214H219V213L217 212ZM250 214H251V216L253 215L251 213V211H250ZM57 215H58V213H57ZM210 215H212V213H210ZM215 215H212V216L215 217ZM247 215H249V213ZM247 215H246V217H247ZM263 215H264V213H263ZM134 216H136L135 213H134ZM218 216H220V215H218ZM229 216H228V218L231 219L232 216L231 215H229ZM203 217L204 216H202V218ZM213 217L210 218L211 221H212ZM216 217H217V215H216ZM216 217H215V219H216ZM204 218H207V216L204 217ZM228 218H226V219L228 220ZM207 219H209V217ZM58 220H60V219H58ZM216 220L217 221L219 220L218 223L219 222L221 223L222 217L220 219H216ZM209 221L210 220H208V222ZM195 222L196 221H194V223ZM208 222H205V224L208 223ZM230 222H231V220H230ZM242 222L243 221H241V223ZM252 222H254V221H252ZM212 223H214V221L209 223V225H212ZM220 223L215 225V226H219ZM233 223H234V221H233ZM246 223H248V222H245V224ZM197 224H200V223L197 222ZM222 224H224V225L227 224L225 227H227L229 225L228 223H226V221H225V223H222ZM236 224H237V222H236ZM240 224L238 226L242 227V224L241 225ZM209 225L206 224V226H209ZM231 225H234V224H231ZM246 226H247V224H246ZM259 226H261V225H259ZM232 227L233 226H231L230 228L232 229ZM33 228H35V231H36L37 228H38V225H35V227H33ZM231 229H229V230L231 231ZM234 229L235 228H233V230ZM258 229H259V227H258ZM30 230H32V229L30 228ZM37 231H36V234L37 233L39 234V228H38ZM260 232L261 231H259V233ZM263 232H264V230H263ZM31 233H32V231H31ZM258 235H257V237H259ZM240 236H238V237L241 238ZM262 237H264V234L262 235ZM235 238L233 236V239H235ZM259 238L263 239L261 237H259ZM230 239H232V235H231ZM253 240H254V238H253ZM238 241H240V239H238ZM238 241L236 239L235 242H238ZM235 242H234V244H235ZM254 242H257V241L254 240ZM238 243L241 244L240 242H238ZM260 243H261V241H260ZM260 243H257V245L260 244ZM252 244H254V243H252ZM252 244H249V245L246 244V246L249 248V246L252 245ZM242 245L245 246V244H242ZM262 245H264V243ZM238 246L240 247V245H238ZM236 247L237 246H235V248ZM236 249H238V248H236ZM240 250H241V248H240ZM240 250L238 249V251H240ZM249 251H250V249H249ZM244 252L245 251L243 249L242 253H244ZM231 254H232V252H231ZM261 254L258 253V255H259L258 257H260ZM245 255H247V254H245ZM245 255L243 254L242 257H244ZM263 257H264V255H263Z\"/></svg>", "mask_w": 264, "mask_h": 264}]
</instances>
